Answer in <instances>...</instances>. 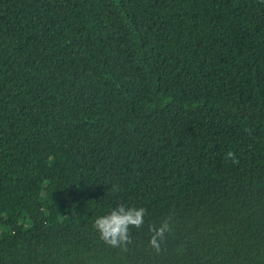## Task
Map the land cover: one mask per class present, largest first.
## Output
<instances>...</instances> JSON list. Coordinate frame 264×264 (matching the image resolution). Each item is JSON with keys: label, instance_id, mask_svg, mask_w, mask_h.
<instances>
[{"label": "trees", "instance_id": "16d2710c", "mask_svg": "<svg viewBox=\"0 0 264 264\" xmlns=\"http://www.w3.org/2000/svg\"><path fill=\"white\" fill-rule=\"evenodd\" d=\"M0 264H264V0H0Z\"/></svg>", "mask_w": 264, "mask_h": 264}, {"label": "clouds", "instance_id": "9594fccd", "mask_svg": "<svg viewBox=\"0 0 264 264\" xmlns=\"http://www.w3.org/2000/svg\"><path fill=\"white\" fill-rule=\"evenodd\" d=\"M226 158L238 163L233 152L226 153ZM116 189L113 188V191ZM147 209L144 207H130L123 203L111 209L108 213L98 216L93 222V228L99 234L100 240L107 246L127 251L132 243L130 229H141L145 223ZM172 218L168 217L159 226L149 225L151 233L149 246L157 254L162 251L166 236L173 232Z\"/></svg>", "mask_w": 264, "mask_h": 264}]
</instances>
